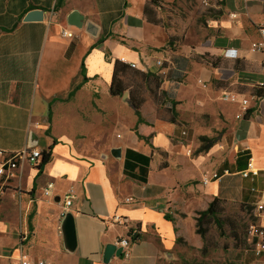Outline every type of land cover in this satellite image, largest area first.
I'll return each mask as SVG.
<instances>
[{"label":"crops","instance_id":"obj_1","mask_svg":"<svg viewBox=\"0 0 264 264\" xmlns=\"http://www.w3.org/2000/svg\"><path fill=\"white\" fill-rule=\"evenodd\" d=\"M173 1L150 4L155 21L145 12L150 0H64L49 22L57 0H0V149L51 148L52 155L42 169L41 160L21 164L6 187L5 193L27 188L35 205L24 241L0 247V264H19L22 253L53 264H166L214 199L246 206L264 199V102L252 100L248 116L238 118L240 104L222 98L224 90L249 97L264 82V55L235 56L259 39L264 0H193L192 15L185 13L187 0H179V11L167 9ZM202 5L215 15L197 30L190 26ZM33 9L44 10V19L25 21ZM73 10L84 15L82 28L67 22ZM62 28L74 36L63 37ZM168 53L190 59L181 78L162 74ZM121 58L160 75L159 95L167 103L147 95L139 119L127 100L129 118L111 111L107 148L84 145L72 124L77 110L115 97L110 83ZM202 136L211 137L208 144ZM250 158L254 180L243 175ZM215 172L218 178L203 183ZM50 181L57 189L47 197L43 187ZM71 186L74 251L57 229ZM116 214L127 224L113 223ZM124 236H131L130 256L106 263V245Z\"/></svg>","mask_w":264,"mask_h":264},{"label":"rangeland","instance_id":"obj_2","mask_svg":"<svg viewBox=\"0 0 264 264\" xmlns=\"http://www.w3.org/2000/svg\"><path fill=\"white\" fill-rule=\"evenodd\" d=\"M171 5L166 8L179 11V0H174ZM187 6L189 9H186L185 13L192 15L193 0H187ZM209 13L210 10L204 5L197 8L194 15L196 26L190 27L198 30L200 25L206 24ZM138 81H141L138 75L126 74L128 85ZM162 97V95L155 97V103L159 104L157 100ZM104 100L105 105L102 98L100 105L91 101L86 109H78L72 123L77 130L78 141L102 150L107 148L105 146L108 144L109 130L115 123L112 121L111 111L114 108L120 111L122 120L129 118L131 113L128 99L123 96L113 98L107 94ZM211 137L214 139L218 135ZM31 194L27 192V188L21 186L16 193L9 191L0 196V247L13 249L14 244L19 246L21 241H24L26 231L30 230L29 213L35 205L30 201L33 198ZM252 218L253 212L246 205L224 201L220 204L219 222L216 223L213 218L208 217L203 221L198 220L192 233L180 237L175 255L166 264H248L252 256L247 251L246 234Z\"/></svg>","mask_w":264,"mask_h":264},{"label":"built area","instance_id":"obj_3","mask_svg":"<svg viewBox=\"0 0 264 264\" xmlns=\"http://www.w3.org/2000/svg\"><path fill=\"white\" fill-rule=\"evenodd\" d=\"M51 18L57 15V10L53 7L51 10ZM231 16H236L232 13ZM259 39L254 40L251 43L249 49L237 50L235 56L239 59H253L258 55H264V26L259 27L258 30ZM61 35L63 37H73L74 33L72 30L67 28H62ZM123 62H127L132 68H137L136 62L127 61L125 58H121ZM162 74L170 75L174 68V59L171 53H168L165 58L160 61ZM264 64V62H263ZM145 71V68H142ZM199 82L203 84V80L199 79ZM257 86L264 87V82H259ZM222 98L225 101L240 104V112L237 114L238 118H242L248 112L251 105V101L254 100L257 103L264 102V95L258 96L252 94L249 97L242 96L238 92H233L229 90H224L222 92ZM188 132L187 129H182L181 137L186 138ZM41 149L37 147H27L20 151H6L0 149V196L5 194L6 187L10 184L11 178L14 177L18 167L27 162L31 165H35L42 159ZM193 149L189 147L187 154H192ZM252 174V175H251ZM258 172L253 169V162L250 158L248 167L243 171L245 177L252 176L251 179L254 180ZM218 173H213L210 176H205L203 178V183H207L211 178H218ZM57 189L54 182H47L43 187V195L50 197L53 195V191ZM76 197V189L71 186L69 187L62 198L61 210L59 213V224L57 229L61 231V223L67 212H71V207L74 203ZM133 197H126V202H131ZM253 218L248 225L246 242L250 247L251 253L254 255V259L249 264H264V199L258 198L254 201L252 205ZM112 222L115 224L126 225L127 219L121 215H114ZM118 247H122V255L124 257H129L131 253L132 240L131 236L119 237L116 242ZM19 264H53L51 261L44 258H32L27 253H22L19 257Z\"/></svg>","mask_w":264,"mask_h":264},{"label":"trees","instance_id":"obj_4","mask_svg":"<svg viewBox=\"0 0 264 264\" xmlns=\"http://www.w3.org/2000/svg\"><path fill=\"white\" fill-rule=\"evenodd\" d=\"M63 1L64 0H57L56 6H55L56 10L59 9L63 5ZM150 4L159 5V0H150V2L145 7V12L147 13L148 17L151 20L156 21V18H154L153 16V9L150 7ZM209 14H210L209 16L215 15V13L211 10ZM175 43H176L175 40H171V42H169V45L174 46L176 45ZM189 60L190 59L186 57H178V58L174 57V68L170 74L171 77L181 78L183 75L182 72L183 70H185ZM213 63L216 64L214 61ZM83 70H84V65H83ZM127 73H132V75H138L141 78V81L133 82L132 85H128L126 82ZM85 80H87V77H85ZM160 84H161L160 75L137 70L136 68H132L130 65H127L120 60H116L114 64V70H113L111 83H110V94L112 96H123L124 93L127 90H129V93H130L129 103L135 109L140 119L141 118L140 117L141 108L143 104L145 103L147 95H150L153 98L162 95L163 97L158 98L157 101L159 102V104L167 103L166 102L167 95L163 93H160L159 95ZM74 92L71 93L68 99L72 97ZM253 94H256L258 96H263L264 87L256 86L253 90ZM250 112L251 110H248L245 117H247L248 113ZM201 141L204 144L206 141H210V138L207 136H202ZM41 153H42V159H41V163L39 164L40 169H42L51 160V157H52L51 148L43 149ZM224 201L225 200H222L219 198L214 199L210 203L209 207L206 210L201 212V216L199 217L198 220L203 221L205 218L208 217V218H213L215 222L218 223L219 222L218 215L220 213V204L223 203ZM247 207H249L252 210V205L251 206L247 205ZM166 217L168 219H171V217L168 214H166ZM30 219H31V215L29 216V220ZM247 251H249L252 256V259L248 262L249 264L253 261L254 255L251 253L250 247L248 246V244H247Z\"/></svg>","mask_w":264,"mask_h":264},{"label":"water","instance_id":"obj_5","mask_svg":"<svg viewBox=\"0 0 264 264\" xmlns=\"http://www.w3.org/2000/svg\"><path fill=\"white\" fill-rule=\"evenodd\" d=\"M43 19H44V10L42 9H33L29 11L24 18L25 21H41ZM67 22L78 28H82L84 26V15L81 14L78 10H73L72 12L69 13L67 17ZM90 29L88 30H90L92 33H95L94 27L92 25H90ZM129 95L130 93L127 90L124 93L123 97L129 100ZM112 152L116 156L121 155L120 148H114ZM61 231L64 237L65 247L69 251H74L77 247V235H76L74 214L72 212H67L66 215L64 216L61 223ZM122 251L123 248L118 247L116 243H108L105 247V251L103 254L104 261L108 263L113 255L121 256Z\"/></svg>","mask_w":264,"mask_h":264}]
</instances>
